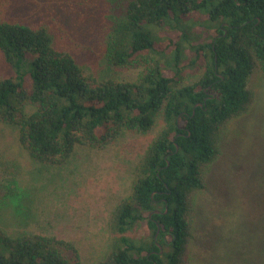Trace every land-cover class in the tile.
<instances>
[{
    "label": "trees",
    "instance_id": "obj_1",
    "mask_svg": "<svg viewBox=\"0 0 264 264\" xmlns=\"http://www.w3.org/2000/svg\"><path fill=\"white\" fill-rule=\"evenodd\" d=\"M79 1L78 10L94 14L102 69L82 63L45 19L0 17L8 69L0 122L17 126L19 143L43 166L65 164L77 145L103 149L160 122L110 215V246L98 264H186L197 196L230 122L250 109V74L264 72V0ZM139 65L136 80L99 73ZM188 68L201 74L185 82ZM15 189L0 193V205ZM2 225L0 264H84L69 240Z\"/></svg>",
    "mask_w": 264,
    "mask_h": 264
},
{
    "label": "rangeland",
    "instance_id": "obj_2",
    "mask_svg": "<svg viewBox=\"0 0 264 264\" xmlns=\"http://www.w3.org/2000/svg\"><path fill=\"white\" fill-rule=\"evenodd\" d=\"M76 1L80 2L0 0V17L27 22L45 19L57 27L59 42L67 41L82 63L92 70L102 69L101 47L90 30L94 14H88L82 5L78 10ZM171 36L176 38L177 33ZM142 69L141 65L111 66L99 73L136 80ZM7 71L0 56V74ZM200 74L199 69L188 68L185 82L194 81ZM248 88L254 94L250 109L230 122L221 155L208 169L207 189L197 196L194 238L186 264H264L261 69L250 74ZM160 126L159 122L148 134L126 130L103 149L77 145L65 164L43 166L19 143L17 126L0 122V193L11 185L16 188L15 196L4 197L0 205V225L14 234L28 230L64 238L76 244L84 264H98L110 246V215L117 202L129 194L135 166ZM135 232L142 235L139 230Z\"/></svg>",
    "mask_w": 264,
    "mask_h": 264
},
{
    "label": "water",
    "instance_id": "obj_3",
    "mask_svg": "<svg viewBox=\"0 0 264 264\" xmlns=\"http://www.w3.org/2000/svg\"><path fill=\"white\" fill-rule=\"evenodd\" d=\"M157 212V211H156Z\"/></svg>",
    "mask_w": 264,
    "mask_h": 264
}]
</instances>
